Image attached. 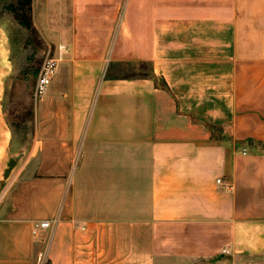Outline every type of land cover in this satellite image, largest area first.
I'll return each instance as SVG.
<instances>
[{
    "label": "crops",
    "instance_id": "crops-1",
    "mask_svg": "<svg viewBox=\"0 0 264 264\" xmlns=\"http://www.w3.org/2000/svg\"><path fill=\"white\" fill-rule=\"evenodd\" d=\"M33 24L57 67L0 264H264V0H34Z\"/></svg>",
    "mask_w": 264,
    "mask_h": 264
},
{
    "label": "rangeland",
    "instance_id": "rangeland-1",
    "mask_svg": "<svg viewBox=\"0 0 264 264\" xmlns=\"http://www.w3.org/2000/svg\"><path fill=\"white\" fill-rule=\"evenodd\" d=\"M33 5L34 0H0V201L7 196L16 167L34 141L35 106L40 99L34 94L36 77L45 57L52 55L33 24ZM15 11L30 17L34 28L23 26ZM147 74L149 67L140 63L114 67L106 75ZM207 128L211 141L223 140L221 127Z\"/></svg>",
    "mask_w": 264,
    "mask_h": 264
},
{
    "label": "built area",
    "instance_id": "built-area-1",
    "mask_svg": "<svg viewBox=\"0 0 264 264\" xmlns=\"http://www.w3.org/2000/svg\"><path fill=\"white\" fill-rule=\"evenodd\" d=\"M56 67H57V61L52 55L45 57L38 70V74L36 77L34 94L37 97L42 96L46 87L52 81V78L56 71ZM37 228H50V223L48 221L35 222L33 231L35 232ZM223 252H226V250H223ZM38 257L42 260V264H45L47 262V259L43 252H39Z\"/></svg>",
    "mask_w": 264,
    "mask_h": 264
},
{
    "label": "trees",
    "instance_id": "trees-1",
    "mask_svg": "<svg viewBox=\"0 0 264 264\" xmlns=\"http://www.w3.org/2000/svg\"><path fill=\"white\" fill-rule=\"evenodd\" d=\"M15 16H16V18L19 19L20 23L23 26H25L26 28H28V29H33L34 28L30 17H25L23 15H20L16 11H15Z\"/></svg>",
    "mask_w": 264,
    "mask_h": 264
}]
</instances>
